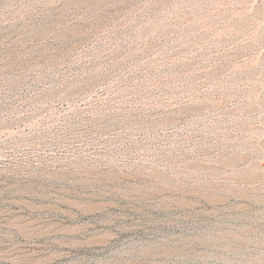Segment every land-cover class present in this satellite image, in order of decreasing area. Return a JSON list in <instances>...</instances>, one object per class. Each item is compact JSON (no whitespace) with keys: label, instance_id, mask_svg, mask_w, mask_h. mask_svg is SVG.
<instances>
[{"label":"rangeland","instance_id":"rangeland-1","mask_svg":"<svg viewBox=\"0 0 264 264\" xmlns=\"http://www.w3.org/2000/svg\"><path fill=\"white\" fill-rule=\"evenodd\" d=\"M0 264H264V0H0Z\"/></svg>","mask_w":264,"mask_h":264}]
</instances>
